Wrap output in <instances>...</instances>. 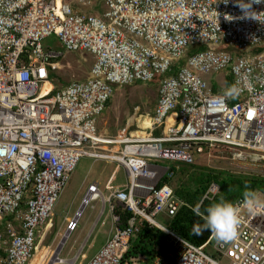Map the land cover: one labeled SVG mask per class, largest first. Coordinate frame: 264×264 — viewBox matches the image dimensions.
<instances>
[{"label": "built area", "instance_id": "2783aa9c", "mask_svg": "<svg viewBox=\"0 0 264 264\" xmlns=\"http://www.w3.org/2000/svg\"><path fill=\"white\" fill-rule=\"evenodd\" d=\"M242 2L247 13L238 0H101L100 12L79 14L64 0H0V264H29L40 250V230L83 157L120 165L128 183L108 197L88 186L57 260L83 208L100 201L113 232L86 264H121L145 223L166 236L155 264H264V209L249 213L242 198L228 243L212 234L197 247L156 221L183 205L170 184L158 186L173 177L171 163L192 165L222 149L264 177V0ZM50 36L66 53L92 56L86 79L55 73L64 53L44 50ZM208 73H223L224 83L230 76V87L217 83L215 93L200 77ZM138 82L158 84L151 125L137 129L146 138L108 136L98 119L116 88ZM232 87L237 93L226 95ZM218 192L212 183L203 199ZM119 208L131 214L125 224Z\"/></svg>", "mask_w": 264, "mask_h": 264}, {"label": "rangeland", "instance_id": "374dc122", "mask_svg": "<svg viewBox=\"0 0 264 264\" xmlns=\"http://www.w3.org/2000/svg\"><path fill=\"white\" fill-rule=\"evenodd\" d=\"M64 1L70 4L73 10L79 14H94L101 11V0H83L82 3H79L77 0ZM42 47L45 51L52 50L54 52L60 51L64 53L63 59L57 60L64 65V68L55 72L59 77L61 76L62 79H64V82H69L71 80H84L88 77V72L93 63L92 56L89 54H73L64 52L58 43V40L54 36H50L49 38L43 40ZM200 77L210 86H215L217 83L223 85L224 83L223 73L200 74ZM157 99L158 84L156 82H138L130 86L116 88L104 114L98 119V129L106 130V134L108 136H121L123 139L127 133H121V131L126 127L128 118L131 117V115L137 114V110H139L140 115L144 116L139 120V126L141 129L148 128L151 123L147 115H152ZM137 119H139V116ZM131 120L132 119L129 120V123H131ZM137 129L138 128L136 127L133 128V130ZM137 131L138 133L135 134V136L145 134L143 130ZM115 165L117 164L109 161H95L86 157H83L78 161L63 192L54 206L53 214H55V218L52 217L51 220L55 219V222L52 227L47 225L45 230L51 227L48 231L45 232L44 228L40 230L38 238L40 250L39 248L37 249L29 264H48L50 262L53 254L58 248V244L61 241V236L64 234L68 221L72 219L81 205H79V203L82 201L86 187L83 186L80 189V183L85 174L88 173L87 176L89 181L95 179L103 181L104 179H107L111 171L117 167ZM196 165L210 169L224 170L236 175L255 174L261 170L260 166L255 165V163H252L249 160H234L228 150L222 149H216L212 153V156L208 158L197 159ZM157 166L165 168V162H162ZM120 170V175H122V169ZM89 181H87V183ZM87 183L85 184L87 185ZM176 184L177 178L175 177L172 179L170 186L174 188ZM66 208L68 209L67 211L71 213V216L69 215L70 218L65 221V223L61 221L57 222V215H61L60 213H62L63 209L66 210ZM108 212L109 209L105 208L104 210L100 201H94L85 206L77 221L76 229L68 236L65 244L60 249L58 254L59 260L67 258L71 259L62 263L55 262V264H74L77 258L78 264L84 255L89 258L93 256L100 249L103 242L102 240L111 228L110 224L112 222L110 218H108V222H105L109 214ZM156 221L162 224L165 222L163 216H158ZM81 248L82 250L79 251Z\"/></svg>", "mask_w": 264, "mask_h": 264}, {"label": "trees", "instance_id": "16d2710c", "mask_svg": "<svg viewBox=\"0 0 264 264\" xmlns=\"http://www.w3.org/2000/svg\"><path fill=\"white\" fill-rule=\"evenodd\" d=\"M205 50L200 47L193 49L189 54L197 51ZM264 48L258 51H263ZM175 72L172 74L174 75ZM227 86L230 87L231 77L226 78ZM214 92H218L219 88L215 85ZM230 90L227 88L226 91ZM137 131L132 132V136ZM158 135V134H157ZM170 171L173 177L169 180L164 177L158 184H171L173 178H177V184L173 188L176 198L182 202V206L173 218L164 217V226L187 240L189 243L199 247L202 246L212 235L211 231H204L201 235L192 234V228L196 224H203V219L198 216L193 208L199 204L201 212L213 202L224 198L235 203L238 199H243V192L247 188L264 196V177L260 174H232L224 170H216L192 165L171 163ZM212 183L219 186V192L212 199H203L208 188ZM115 214L120 217L122 224H125L131 216L130 213L122 209H117ZM167 250L165 234L155 227L149 226L147 223L140 232L130 242V247L125 254L121 264H155L156 258L163 256Z\"/></svg>", "mask_w": 264, "mask_h": 264}, {"label": "clouds", "instance_id": "9594fccd", "mask_svg": "<svg viewBox=\"0 0 264 264\" xmlns=\"http://www.w3.org/2000/svg\"><path fill=\"white\" fill-rule=\"evenodd\" d=\"M260 2V0H256ZM238 3L242 10H247L245 3L242 0H238ZM235 87L230 88L226 93L228 96H234L237 93ZM134 131V130H133ZM243 206L248 210L249 213L264 209V200L256 194L255 191L247 188L243 192ZM240 207L224 198H220L218 201L211 203L204 212H201V207L197 204L193 211L201 216L203 224H196L192 228V234L195 236L201 235L204 231H211L214 238L218 242L228 243L238 235V228L240 224Z\"/></svg>", "mask_w": 264, "mask_h": 264}, {"label": "crops", "instance_id": "0c3cea01", "mask_svg": "<svg viewBox=\"0 0 264 264\" xmlns=\"http://www.w3.org/2000/svg\"><path fill=\"white\" fill-rule=\"evenodd\" d=\"M74 1V0H73ZM75 6V5H74ZM77 6H79V5H77ZM96 7V6H95ZM64 80V79H63ZM110 103V102H109ZM108 103V104H109ZM108 104H107V106H108ZM106 106V107H107ZM136 113L137 114H135V115H131V117H129L128 118V122H127V124H126V127L121 131V133L122 132H124V133H128L129 131H131V130H133V128L134 127H136V128H139L140 126H139V120L142 118V117H144L143 115H140L139 114V110H137L136 111ZM153 113V112H152ZM138 116H139V119H137L138 118ZM149 116H152V115H147V117L149 118ZM130 119H132L131 120V123H129V120ZM134 121H136V122H134ZM171 122V121H170ZM170 123H168V125H169ZM102 131H104L105 133H107L106 132V130H102ZM138 133V131L135 133V134H137ZM134 134V135H135ZM155 134H159V131H156V133ZM111 137H114V136H111ZM115 149H121V148H115ZM114 149V150H115ZM93 160V159H92ZM95 161H98V160H95ZM102 161H105V160H102ZM115 166H117V167H115V169L114 170H112L111 171V173H110V175L108 176V178L107 179H104L103 181H101V180H92V181H89V178H88V176H87V174H85V176L82 178V180H81V183H80V189L84 186V187H86V190H85V192L87 191V188H88V186H90L91 184H93V183H96L97 184V186H98V189L100 190V192L104 195V197H108L114 190H116V189H119V190H123V189H125L126 188V186H127V183H128V181H127V175H126V171L120 166V165H115ZM120 169H122V175H120V172H121V170ZM105 178V177H104ZM87 181H89L88 183H87ZM85 183H87V185L85 184ZM85 194V193H84ZM74 200V199H73ZM81 203H79V205H80ZM78 205V206H79ZM68 209L66 208V210H64L63 209V211H62V213H60L61 215H57L58 216V220H57V222L58 221H61V222H63V223H65V221H67L69 218H70V216H71V213H69V211H67ZM70 210V209H69ZM105 210V209H104ZM107 211V210H106ZM66 212V213H65ZM103 212V211H102ZM109 214H108V216H107V218H106V221L105 222H108V218H110V220H111V222H112V217H111V213L110 212H108ZM104 214V213H103ZM70 215V216H69ZM52 217H54L55 218V214H52ZM51 217V218H52ZM98 220V219H97ZM54 222H55V219L54 220H51L49 223H48V225H50L51 227H52V225L54 224ZM111 225V228H110V230L108 231V234L104 237V239L102 240L103 242H102V244H101V247L104 245V243H105V241L108 239V237L111 235V233L113 232V226H112V223L110 224ZM50 227V228H51ZM49 228V229H50ZM49 229H47V230H45V228H44V231L46 232V231H48ZM62 229V228H61ZM100 247V248H101ZM82 250V248L81 249H79V251H81ZM78 251V252H79ZM77 252V253H78ZM76 256H77V254H76ZM75 256V257H76ZM94 256V255H93ZM93 256H91L90 258L88 257V256H85L84 255V257L83 258H81L82 260L81 261H79V263L78 264H86ZM74 257V258H75ZM73 258V259H74ZM68 259H71V258H67V259H64V260H61L60 262H64V261H67ZM77 261H78V258H77V260H75V263L74 264H77Z\"/></svg>", "mask_w": 264, "mask_h": 264}, {"label": "bare ground", "instance_id": "6f19581e", "mask_svg": "<svg viewBox=\"0 0 264 264\" xmlns=\"http://www.w3.org/2000/svg\"><path fill=\"white\" fill-rule=\"evenodd\" d=\"M133 137H135V138H146V133H145L144 135H141V134H139V135H137V136L134 135ZM128 149H129L130 151H134V150H136V148H128ZM77 217H78V215L76 216V218H77ZM56 254H57V253H55L53 257H54V259L56 260V262H59V260L56 259Z\"/></svg>", "mask_w": 264, "mask_h": 264}]
</instances>
